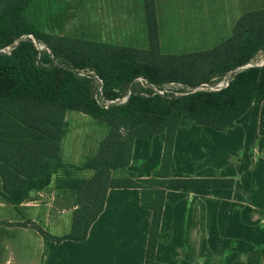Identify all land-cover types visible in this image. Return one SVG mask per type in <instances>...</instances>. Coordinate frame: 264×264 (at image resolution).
Segmentation results:
<instances>
[{"label":"trees","instance_id":"1","mask_svg":"<svg viewBox=\"0 0 264 264\" xmlns=\"http://www.w3.org/2000/svg\"><path fill=\"white\" fill-rule=\"evenodd\" d=\"M147 48L102 42L68 33L71 11L62 0H0V49L19 42L10 55L0 54V199L18 208L31 191L49 187L61 173V145L68 131V112L87 115L107 127L97 153L81 167L90 178L63 174L58 190L75 198L70 231L54 237L35 223L16 224L35 229L45 241L83 242L104 210L110 189H140L141 204L152 212L145 264H159L160 232L168 191L230 189L234 180L175 178L173 148L181 121L226 132L255 104L264 102V66L236 73L220 92L198 91L184 96H144L149 91L134 83L144 78L156 87L171 83L196 88L212 83L264 52V6L245 12L232 34L220 44L182 54H165L155 0H144ZM29 36L46 47L39 51ZM24 38L23 40H21ZM92 70L104 84L106 98L132 94L125 105L102 109L94 99L95 82L77 74ZM165 134L161 166L152 177L129 171L134 141ZM8 226L13 223L5 222Z\"/></svg>","mask_w":264,"mask_h":264},{"label":"crops","instance_id":"2","mask_svg":"<svg viewBox=\"0 0 264 264\" xmlns=\"http://www.w3.org/2000/svg\"><path fill=\"white\" fill-rule=\"evenodd\" d=\"M141 1L145 18L144 0ZM155 4L160 29L156 0ZM86 116L67 114L68 133L76 120ZM164 146L165 134L151 140L136 139L129 171L138 178L152 177L161 166ZM61 156L63 164L74 167L84 164L65 160L63 140ZM173 161L175 178L220 177L234 180V186L168 191L160 232L163 236L170 234V238L158 244L156 262L264 264V102L253 105L238 119L236 126L226 132L197 125L184 116L175 136ZM93 175V171H85L86 178ZM58 177L54 175L52 185L45 190L31 191L28 200L18 208L0 199V209L31 212L28 220L36 225L51 218L60 222L65 216L68 233L76 209L75 198L69 191L56 189ZM151 219L152 212L142 207L140 189H110L104 210L85 241L66 240L57 244L41 236L42 264H145ZM24 221V218L0 220V227L8 222L15 224H5L8 229L32 230L39 234L35 229L16 225Z\"/></svg>","mask_w":264,"mask_h":264},{"label":"rangeland","instance_id":"3","mask_svg":"<svg viewBox=\"0 0 264 264\" xmlns=\"http://www.w3.org/2000/svg\"><path fill=\"white\" fill-rule=\"evenodd\" d=\"M62 1L68 4L71 11L67 29L69 34L112 44L147 48V30L141 0ZM156 1L161 50L165 54L212 48L231 36L234 24L241 15L264 6V0ZM263 57L264 52L257 56L255 63H259ZM68 114L76 116L79 113ZM70 127L69 133L67 131L63 138V157L66 161L85 163L97 153L107 127L89 116L76 120L74 126ZM65 166L67 167L58 174L59 177L63 174L85 177V171H75L68 164ZM31 216L32 213L28 211L18 213L0 209V220L3 221L23 218L28 220ZM66 220L65 216L60 222L55 218L48 222L44 219L38 225L50 235L67 234ZM4 225L0 227V264H42L44 255L41 254V235L32 230L8 229Z\"/></svg>","mask_w":264,"mask_h":264},{"label":"built area","instance_id":"4","mask_svg":"<svg viewBox=\"0 0 264 264\" xmlns=\"http://www.w3.org/2000/svg\"><path fill=\"white\" fill-rule=\"evenodd\" d=\"M29 37L33 39L39 51L46 50V47L36 42L33 36H29ZM23 39L24 38H22L21 40ZM18 43L19 42H16L13 45L0 49V54L10 55L12 51L16 48ZM255 59L249 62L248 64L242 67H239L234 71L229 72L226 76H224L223 78L219 80H214L212 83L201 84L200 86L193 88V89L186 88L182 84H178V83H171L168 85H164L163 87H156L155 85L148 83L147 80L141 77L135 79L134 83L139 84L143 89L149 91L147 93H143L144 96L150 95V92L152 95H159V96L173 95L175 97L188 95V94L195 93L198 91L220 92V91L227 89L230 86V83L232 82L233 77L236 73L249 69V68H261L264 66V57L259 63H255ZM77 74L81 77L90 78L95 82L96 91L94 94V99L96 100L97 104L104 110H108L113 106L125 105L128 102L132 94L131 89H129L127 94L122 97L111 98V99L106 98L104 95L103 80L94 71L78 70Z\"/></svg>","mask_w":264,"mask_h":264}]
</instances>
